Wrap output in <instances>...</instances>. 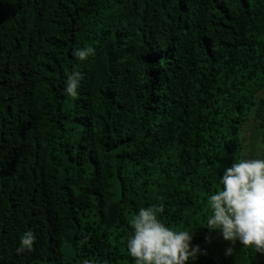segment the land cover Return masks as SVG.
Instances as JSON below:
<instances>
[{
	"label": "trees",
	"instance_id": "trees-1",
	"mask_svg": "<svg viewBox=\"0 0 264 264\" xmlns=\"http://www.w3.org/2000/svg\"><path fill=\"white\" fill-rule=\"evenodd\" d=\"M245 149L264 160V0H0V264H135L129 221L161 203L206 264Z\"/></svg>",
	"mask_w": 264,
	"mask_h": 264
},
{
	"label": "clouds",
	"instance_id": "clouds-1",
	"mask_svg": "<svg viewBox=\"0 0 264 264\" xmlns=\"http://www.w3.org/2000/svg\"><path fill=\"white\" fill-rule=\"evenodd\" d=\"M73 55L83 61L95 55V49L92 46L78 48ZM80 80L79 71L67 76L66 92L69 96L78 95ZM221 183L223 190L209 198L212 215L205 225L209 230L206 240L210 242L211 233L218 231L232 245L239 240L243 246H254L256 252L264 254V160H238L224 171ZM164 207L163 203L141 207L130 219L134 231L127 240V249L135 264H185L189 259H196L201 252L198 245L192 246V231L171 230L158 218ZM35 239L31 230L26 231L20 237L17 254L31 251ZM234 251L230 246L225 255H233ZM83 264L91 262L84 260Z\"/></svg>",
	"mask_w": 264,
	"mask_h": 264
},
{
	"label": "rangeland",
	"instance_id": "rangeland-1",
	"mask_svg": "<svg viewBox=\"0 0 264 264\" xmlns=\"http://www.w3.org/2000/svg\"><path fill=\"white\" fill-rule=\"evenodd\" d=\"M243 159H255V155L250 150L245 149ZM230 246L234 247V254L226 256V249ZM248 247L252 246H243L239 240L236 241L235 245H232L231 242L225 241L222 235L217 232L206 264H240V259L244 253L246 254V250L249 249Z\"/></svg>",
	"mask_w": 264,
	"mask_h": 264
}]
</instances>
